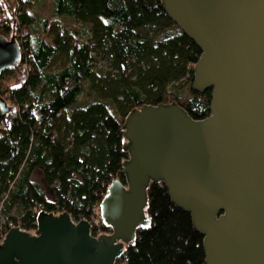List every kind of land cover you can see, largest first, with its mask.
<instances>
[{"label":"trees","instance_id":"1","mask_svg":"<svg viewBox=\"0 0 264 264\" xmlns=\"http://www.w3.org/2000/svg\"><path fill=\"white\" fill-rule=\"evenodd\" d=\"M43 3L0 0V37L21 52L0 77V98L14 108L0 118L1 238L9 224L34 234L41 209L91 221L110 183H124L131 110L175 102L194 120L210 115L211 90L191 87L201 50L160 0H52L50 18L37 12ZM69 18L80 29L68 33ZM58 54L67 65L51 70ZM145 214L150 226L114 264H205L202 236L162 182L149 184Z\"/></svg>","mask_w":264,"mask_h":264},{"label":"water","instance_id":"2","mask_svg":"<svg viewBox=\"0 0 264 264\" xmlns=\"http://www.w3.org/2000/svg\"><path fill=\"white\" fill-rule=\"evenodd\" d=\"M201 50L192 90H211L210 115L192 119L175 102L143 105L124 119V183L113 180L91 224L40 210L36 232L0 237V264H114L137 228L150 226L147 188L162 182L203 238L205 264H264V0H160ZM21 61L0 37V77ZM14 108L0 98V118Z\"/></svg>","mask_w":264,"mask_h":264},{"label":"rangeland","instance_id":"3","mask_svg":"<svg viewBox=\"0 0 264 264\" xmlns=\"http://www.w3.org/2000/svg\"><path fill=\"white\" fill-rule=\"evenodd\" d=\"M52 9H53L52 0H44V3L39 8H37V12L40 16L50 18L52 16V11H53ZM65 27H66V31L68 33H72L75 30L80 29L81 24L79 22H77L75 19L69 18L65 22ZM100 64L105 65V61H102ZM65 65H67V60H66L65 56L63 54H58L52 60L50 69L51 70H58V69H61L62 67H64ZM86 100H88V99H86ZM35 179L41 180V173L40 172H37L35 174ZM8 222L9 221L7 219L3 218L0 214V224L5 225Z\"/></svg>","mask_w":264,"mask_h":264},{"label":"built area","instance_id":"4","mask_svg":"<svg viewBox=\"0 0 264 264\" xmlns=\"http://www.w3.org/2000/svg\"><path fill=\"white\" fill-rule=\"evenodd\" d=\"M43 211H45V210H43ZM49 213H52L54 215H59L60 214L58 211H53V212H49ZM91 214L93 216L92 217V220L91 221H88L91 224L90 234L95 237V235H93V231L94 230H95V233L97 234V236H99V235H105V234H111V229L109 227H106L104 225L102 219H101V208H100V205H94V206H92V208H91ZM72 221L75 224L78 223V222L74 221L73 219H72ZM9 226H11L12 228H16V227L12 226V224H9ZM18 228H20V227H18ZM20 229H22V228H20ZM22 230H24V229H22Z\"/></svg>","mask_w":264,"mask_h":264}]
</instances>
